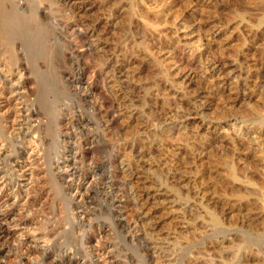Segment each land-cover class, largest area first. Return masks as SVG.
<instances>
[{
    "label": "rangeland",
    "instance_id": "374dc122",
    "mask_svg": "<svg viewBox=\"0 0 264 264\" xmlns=\"http://www.w3.org/2000/svg\"><path fill=\"white\" fill-rule=\"evenodd\" d=\"M59 263L264 264V0H0V264Z\"/></svg>",
    "mask_w": 264,
    "mask_h": 264
},
{
    "label": "bare ground",
    "instance_id": "6f19581e",
    "mask_svg": "<svg viewBox=\"0 0 264 264\" xmlns=\"http://www.w3.org/2000/svg\"><path fill=\"white\" fill-rule=\"evenodd\" d=\"M136 65H137V64H136ZM133 68H134V67H133ZM132 79H133V78H132ZM136 79H137V78H136ZM131 81H132V80H131ZM126 85H127V83H126ZM138 94H139V93H138ZM125 95H126V94H125ZM127 95H128V94H127ZM132 99H133V98H132ZM191 106H192V104H191ZM192 110H193V109H192ZM143 181H144V180H143ZM157 192H159V191H157ZM177 192H178V191H177ZM169 195H170V194H169ZM156 196H157V195H156ZM158 197H159V196H158ZM170 197H171V196H170ZM170 197H169V198H170ZM159 199H160V197H159ZM165 199H166V197H165ZM170 199H171V198H170ZM170 199H168V200H170ZM156 201H157V199H156ZM156 201H155V202H156ZM158 201H159V200H158ZM158 201H157V202H158ZM161 202H162V201H160V203H161ZM172 202H173V201H172ZM172 202H171V203H172ZM158 203H159V202H158ZM163 203H164V201H163ZM163 203H162V204H163ZM162 204H161V205H162ZM175 204H176V203H175ZM159 205H160V204H159ZM165 205H166V204H165ZM165 205H164V206H165ZM169 205H170V204H169ZM169 205H167V207H168ZM157 206H158V205H157ZM171 206H172V204H171ZM169 207H170V206H169ZM169 207H168V208H169ZM174 207H175V206H174ZM158 208H159V207H158ZM165 208H166V207H165ZM168 208H167V209H168ZM160 209H161V208H160ZM170 209H171V210H175V209H172V208H170ZM178 211H179V209H178ZM213 220H214V219H213ZM172 243H174V242H172ZM158 244H159V243H158ZM228 244H229V243H228ZM154 245H156V244H154ZM164 245H165V244H164ZM167 245H168V243H167ZM229 245H230V244H229ZM171 248H172V247H171ZM174 249H176V248H174ZM225 250H226V249H225ZM229 250H230V249H229ZM70 260H71V259H70ZM73 260H74V259H73ZM69 262H70V261H69ZM71 262H72V261H71ZM74 262H75V261H74ZM54 263H55V262H54ZM56 263H57V262H56ZM59 264H61V263H59ZM66 264H67V263H66ZM159 264H160V263H159ZM162 264H163V263H162Z\"/></svg>",
    "mask_w": 264,
    "mask_h": 264
}]
</instances>
